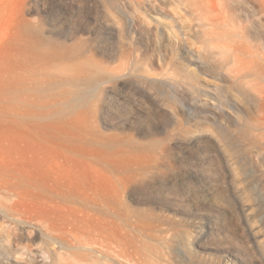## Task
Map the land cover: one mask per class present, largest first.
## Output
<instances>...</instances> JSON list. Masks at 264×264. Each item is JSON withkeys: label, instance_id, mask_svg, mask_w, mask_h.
<instances>
[{"label": "rangeland", "instance_id": "1", "mask_svg": "<svg viewBox=\"0 0 264 264\" xmlns=\"http://www.w3.org/2000/svg\"><path fill=\"white\" fill-rule=\"evenodd\" d=\"M95 70L92 123L0 121L12 175L44 187L22 184L13 204L0 190V252L50 264L13 239L57 236L83 242L60 251L80 264L109 236L135 253L100 264H264V0H0L5 77L88 84ZM69 90L29 109L50 114Z\"/></svg>", "mask_w": 264, "mask_h": 264}, {"label": "bare ground", "instance_id": "2", "mask_svg": "<svg viewBox=\"0 0 264 264\" xmlns=\"http://www.w3.org/2000/svg\"><path fill=\"white\" fill-rule=\"evenodd\" d=\"M186 53H188V51ZM190 60L195 64L197 63V60L194 59L193 56L190 57ZM81 68V65L72 63L68 67H58L56 70L59 73H65L69 70L75 75L82 71ZM242 68L245 70V62H242ZM99 75L100 72L98 70L93 71L89 76L90 79L87 80L88 84L85 82L83 83L78 77L55 79L52 83H47V79L36 78L33 75H29L27 78L13 75L5 77L2 71H0V121L10 123V128L15 131L18 130V132H26L25 126L39 119H51L56 123L70 122L73 125H81L84 121L92 123L91 118L94 114V107L96 106L101 92L98 84L101 83L102 79ZM28 82H32V85L28 86ZM94 84H97V86L91 88ZM66 87L70 89L64 93V95L67 96L66 99L58 102V104H56V109L51 111L50 114L29 109L30 106L35 104L36 100L40 101L45 99L52 90H62ZM25 92H30L33 100H28V98L24 97ZM81 108H86L88 110L86 119L80 117ZM33 127L36 130L38 125L33 124ZM13 163L17 164V160L12 158L8 153L0 152V190L7 192L6 194H8L9 197H5V199L10 204L15 202L14 199L18 197V189L22 184H26L25 187L34 190H43L44 188L42 182L36 178H26V180H24L21 177L13 176L12 173L18 171V167L14 166ZM49 169L51 187H46L52 190V193H55V188L53 186L56 185L57 182L53 174L54 170L52 167ZM53 198L55 200V196H53ZM10 204L9 207H11ZM27 229L28 227L26 225L20 226V235L22 236ZM21 238L22 237L13 239V243L17 248L14 254L20 255L22 258L29 257L35 259V261L37 260L42 263L47 262L50 264H62L60 260V251H69L75 244L83 243L76 239H73V242L71 239L53 236L46 240L44 244L45 249L39 248L31 250L26 246H22ZM96 243H98L103 250L92 258H88L87 255L84 256L78 263L100 264L101 262L103 263L110 260L111 255L113 257H128L133 256L135 253L133 251V253L126 252L121 241L115 237L101 236ZM9 253L6 251L0 252L1 264H23L19 258L9 257ZM63 264L74 263L72 261H64Z\"/></svg>", "mask_w": 264, "mask_h": 264}]
</instances>
